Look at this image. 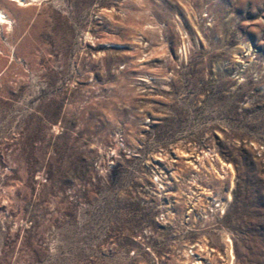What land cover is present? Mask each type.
<instances>
[{
	"label": "rangeland",
	"instance_id": "rangeland-1",
	"mask_svg": "<svg viewBox=\"0 0 264 264\" xmlns=\"http://www.w3.org/2000/svg\"><path fill=\"white\" fill-rule=\"evenodd\" d=\"M0 13V264H264V0Z\"/></svg>",
	"mask_w": 264,
	"mask_h": 264
},
{
	"label": "bare ground",
	"instance_id": "bare-ground-1",
	"mask_svg": "<svg viewBox=\"0 0 264 264\" xmlns=\"http://www.w3.org/2000/svg\"><path fill=\"white\" fill-rule=\"evenodd\" d=\"M17 1H18V0H17ZM22 1H23V0H22ZM3 17H4V16H3ZM3 17L1 16V13H0V19L3 18ZM7 22H8V21H7Z\"/></svg>",
	"mask_w": 264,
	"mask_h": 264
}]
</instances>
